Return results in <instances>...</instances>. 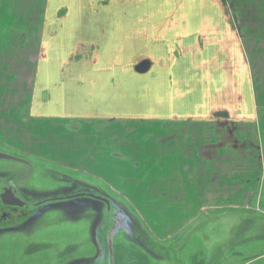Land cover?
<instances>
[{"label":"crops","instance_id":"crops-1","mask_svg":"<svg viewBox=\"0 0 264 264\" xmlns=\"http://www.w3.org/2000/svg\"><path fill=\"white\" fill-rule=\"evenodd\" d=\"M4 29L0 145L11 154L102 183L137 213L156 246L169 247L188 232L189 239L207 220L264 216V123L250 63L245 69L209 63L207 70L183 63L184 87L160 91L159 77L148 86L126 69L96 73L94 63L76 61L69 70L64 63L48 64ZM16 51L24 57H15ZM24 130L28 140L10 141ZM247 253L227 252L220 261H264V254ZM166 256L151 261L170 264Z\"/></svg>","mask_w":264,"mask_h":264},{"label":"rangeland","instance_id":"rangeland-1","mask_svg":"<svg viewBox=\"0 0 264 264\" xmlns=\"http://www.w3.org/2000/svg\"><path fill=\"white\" fill-rule=\"evenodd\" d=\"M3 27L19 45L33 49V58L64 63L66 70L76 61L94 63L96 73L126 69L129 78L141 77L148 86L159 77L160 91L184 87L183 63L204 69L209 63L219 69L222 63H250L264 123V0H3ZM15 57L24 55L16 51ZM27 136L24 130L10 141ZM0 152L25 161L0 160V194L11 188L26 204L8 207L0 201V264H154L152 257L162 260L168 253L170 264H218L227 252L264 254V216L207 220L189 239L188 232L169 247L156 246L137 213L102 183L11 154L5 146ZM90 193L108 199L110 209L87 196L69 200Z\"/></svg>","mask_w":264,"mask_h":264},{"label":"water","instance_id":"water-1","mask_svg":"<svg viewBox=\"0 0 264 264\" xmlns=\"http://www.w3.org/2000/svg\"><path fill=\"white\" fill-rule=\"evenodd\" d=\"M0 160H12V161L22 162V163L25 162L22 159H19L17 157H14V156L2 153V152H0ZM84 196H87L95 200L102 201L107 204L108 208L110 207L109 200H107L106 198L100 197V196H96L94 194H77L74 196V198L84 197ZM0 199L5 206H11V207H24L25 206V203L20 198L16 197L12 189H6L4 193L0 195Z\"/></svg>","mask_w":264,"mask_h":264},{"label":"flooded vegetation","instance_id":"flooded-vegetation-1","mask_svg":"<svg viewBox=\"0 0 264 264\" xmlns=\"http://www.w3.org/2000/svg\"><path fill=\"white\" fill-rule=\"evenodd\" d=\"M6 189H11V188H5L4 191H5ZM12 190H13V189H12ZM4 191H3V193H4ZM13 191H14V190H13ZM3 193H2V194H3ZM14 193H15V195H16V192H15V191H14ZM0 195H1V194H0ZM16 197H18V196L16 195ZM18 198H19V197H18ZM72 199H74V196L69 197V200H72ZM52 200H55V201H56L57 198H53ZM0 201H1V199H0ZM1 203H2V201H1ZM2 204H3V203H2ZM3 205H4V204H3ZM25 206H26V204H25ZM25 206H24V207H25ZM8 207H11V206H8ZM20 208H21V207H20Z\"/></svg>","mask_w":264,"mask_h":264}]
</instances>
